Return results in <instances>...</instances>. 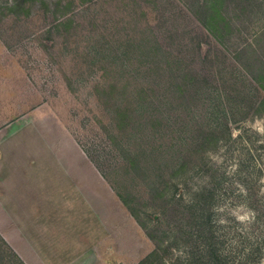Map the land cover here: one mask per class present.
<instances>
[{
    "label": "rangeland",
    "instance_id": "374dc122",
    "mask_svg": "<svg viewBox=\"0 0 264 264\" xmlns=\"http://www.w3.org/2000/svg\"><path fill=\"white\" fill-rule=\"evenodd\" d=\"M23 122L85 163L113 263L264 264V0H0Z\"/></svg>",
    "mask_w": 264,
    "mask_h": 264
},
{
    "label": "crops",
    "instance_id": "0c3cea01",
    "mask_svg": "<svg viewBox=\"0 0 264 264\" xmlns=\"http://www.w3.org/2000/svg\"><path fill=\"white\" fill-rule=\"evenodd\" d=\"M10 124L22 133L10 134ZM6 126L0 133L2 238L25 264H115L108 259L101 215L90 202L91 175L85 163L80 170H59L52 123L50 145L37 132L41 123Z\"/></svg>",
    "mask_w": 264,
    "mask_h": 264
},
{
    "label": "trees",
    "instance_id": "16d2710c",
    "mask_svg": "<svg viewBox=\"0 0 264 264\" xmlns=\"http://www.w3.org/2000/svg\"><path fill=\"white\" fill-rule=\"evenodd\" d=\"M211 17L213 18V16ZM123 200L125 201V198H123ZM203 207H205V205ZM209 247L212 251L213 247L212 246ZM198 260L200 264H229L227 259L220 253H216V254L212 253V255H208L205 253L202 254L198 258ZM141 263L142 260L138 261L136 264H141ZM0 264H25V262L21 258H19V256L12 250V248L7 244V242L2 238L1 235H0Z\"/></svg>",
    "mask_w": 264,
    "mask_h": 264
}]
</instances>
